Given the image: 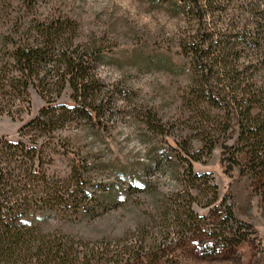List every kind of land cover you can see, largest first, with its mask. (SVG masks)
<instances>
[{"label": "rangeland", "instance_id": "rangeland-1", "mask_svg": "<svg viewBox=\"0 0 264 264\" xmlns=\"http://www.w3.org/2000/svg\"><path fill=\"white\" fill-rule=\"evenodd\" d=\"M200 4L205 10L200 33L211 37L205 43L210 58L223 51L235 70L222 83L221 96L227 98L220 108L195 98L198 89L191 83V61L181 45L192 40L197 21L184 13L188 5L182 0H35L31 9L22 0H0V39L24 19L69 18L78 26L75 43L99 48L98 75L115 91L111 113L99 123L79 122L58 133L68 141L70 154L56 156L50 167L51 173L67 177L70 160L84 157L89 192L95 197L90 207L98 215L62 217L41 212L34 216L41 231L89 247L107 244L109 250L121 253L124 247L142 248L149 257L143 264H264V164L254 160L249 147L235 135L236 113L244 112L246 100L255 96L253 112L264 114V0H201ZM70 95L66 88L58 103L72 108ZM230 98L239 104L227 105ZM30 102L29 112L19 119L0 117V138L16 141L18 130L46 106L35 91L30 92ZM201 115L209 122L199 124ZM148 116L162 125L163 137L146 130L143 122ZM224 121L235 132L229 139L220 132ZM202 130L216 142L209 154L200 141L189 144L201 158L193 162L192 171L207 177L197 182L204 193L197 189L189 193L196 197L194 211L205 220L192 236L181 237L174 215L176 210L182 213L177 207L186 203L188 187L183 178L187 165L178 155L182 142L203 134ZM212 186L217 187L218 200L209 204ZM110 193L104 204L102 195ZM228 204L249 228L242 242L239 236L228 244L217 238L236 230L225 215ZM165 215L166 221H161Z\"/></svg>", "mask_w": 264, "mask_h": 264}, {"label": "trees", "instance_id": "trees-1", "mask_svg": "<svg viewBox=\"0 0 264 264\" xmlns=\"http://www.w3.org/2000/svg\"><path fill=\"white\" fill-rule=\"evenodd\" d=\"M182 1L188 5L184 13L193 15L197 21L196 34L189 43L181 45L191 61L194 74L191 83L198 89L195 98L220 108L226 105L227 98L221 96L222 83L235 74V70L228 63V56L221 55L223 51L219 52V57L210 58L209 48H205L211 37L200 33L205 17L201 0ZM34 2L22 0L27 9H31ZM14 27L10 35L0 39L3 46L0 47V117L14 121L29 112L31 91L38 93L46 106L18 130L16 141L0 138V264H143L142 260L149 257L142 248L135 251L124 247L121 253L109 250L107 244L101 248L89 247L88 243L74 241L65 235L44 233L34 223V216L41 212L62 217L75 214L91 218L98 215L97 209L90 207L95 197L89 192L91 181L86 159L70 160L67 177L51 173L50 167L56 156L67 158L70 154L68 141L58 133L79 122L92 123L95 119L99 123L104 114L111 113L115 91L98 75L97 69L102 61L99 48L94 44L75 43L78 31L75 21L52 16L44 20L24 19ZM66 88L71 92L72 108L58 103ZM188 99H184L186 104L193 105ZM231 102L239 104L232 98L226 103L230 105ZM246 102L248 106L244 112L236 113V133L227 121L220 123V132L224 139L237 134V141L249 147L254 160L264 164V114L253 112L255 96ZM200 117L199 124L209 122L207 117ZM143 124L149 133L163 137L162 125L155 116H148ZM201 133L183 141L178 155L179 159L182 155V162L187 165L183 178L185 187H188L186 203L177 207L183 211L176 210L174 215L180 223L181 237L192 236L205 220L194 211L192 206L196 197L189 193V189L204 193L197 182L207 178L192 171L193 162L201 158L189 144L192 140L200 141L209 154L216 142L210 132L202 130ZM122 178L129 181L123 175ZM212 192L213 199L209 204L218 200L216 186H212ZM110 197L111 193L102 195L104 204ZM226 199L223 198L224 204ZM224 207L227 219L236 230L224 232L217 238L224 244L231 243L236 236H239V242L244 241L249 228L236 218L231 204ZM166 218L167 215L163 216L161 221ZM124 255H127L126 260Z\"/></svg>", "mask_w": 264, "mask_h": 264}]
</instances>
